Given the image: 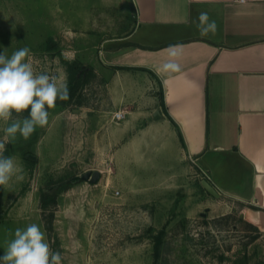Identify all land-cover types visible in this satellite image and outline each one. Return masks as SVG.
Returning a JSON list of instances; mask_svg holds the SVG:
<instances>
[{
  "label": "crops",
  "instance_id": "0c3cea01",
  "mask_svg": "<svg viewBox=\"0 0 264 264\" xmlns=\"http://www.w3.org/2000/svg\"><path fill=\"white\" fill-rule=\"evenodd\" d=\"M105 4L115 7L108 29L100 15L81 18L63 43L94 75L76 105L79 139L95 149L108 142L111 161L140 171L198 168L219 201L264 234V0ZM201 12L215 34L198 31ZM172 44L184 45L180 73L161 71ZM119 111L125 119L115 122Z\"/></svg>",
  "mask_w": 264,
  "mask_h": 264
},
{
  "label": "rangeland",
  "instance_id": "374dc122",
  "mask_svg": "<svg viewBox=\"0 0 264 264\" xmlns=\"http://www.w3.org/2000/svg\"><path fill=\"white\" fill-rule=\"evenodd\" d=\"M105 2L0 0V53L11 56L27 47L37 72L68 84L67 64L78 56L64 54L63 43L76 36L81 18L100 15L108 29L115 7ZM118 4L117 16L124 19L125 6ZM88 7L95 12L81 13ZM92 95L94 104L99 96ZM79 110L74 104L55 107L46 127L6 144L5 155L15 157L22 170L0 187V256L16 228L36 223L52 250L61 252L62 264H264V234L241 218L239 207L203 187V172L116 164L108 142L95 149L79 139ZM4 126L0 122V139ZM87 171H100V181L76 180ZM51 181L72 186L44 211L41 194Z\"/></svg>",
  "mask_w": 264,
  "mask_h": 264
},
{
  "label": "clouds",
  "instance_id": "9594fccd",
  "mask_svg": "<svg viewBox=\"0 0 264 264\" xmlns=\"http://www.w3.org/2000/svg\"><path fill=\"white\" fill-rule=\"evenodd\" d=\"M196 27L202 36L215 34L217 24L210 20L207 12L198 16ZM184 45L172 44L165 50L167 58L161 66L164 73H180ZM70 98L66 78L56 74L37 72L30 59L27 47L14 51L11 56L0 53V122L3 138L0 139V187L9 185L12 178L21 171L13 156H5L6 144L16 141L19 135L28 140L36 129L49 124L51 109L57 101ZM28 112L27 116L23 114ZM0 264H62V254L53 251L46 234L36 223L16 228L14 237L6 241Z\"/></svg>",
  "mask_w": 264,
  "mask_h": 264
},
{
  "label": "trees",
  "instance_id": "16d2710c",
  "mask_svg": "<svg viewBox=\"0 0 264 264\" xmlns=\"http://www.w3.org/2000/svg\"><path fill=\"white\" fill-rule=\"evenodd\" d=\"M68 74H69V82L68 88L70 90V98L67 101H57L55 107H70L71 105H78L80 99L82 98V91L84 87L89 84V82L93 78L92 69L85 67L81 62L74 61L72 63L67 64ZM162 101L163 93L161 94ZM26 116L28 112L24 113ZM182 139V136H181ZM183 140V139H182ZM184 142V141H183ZM6 154L5 156H7ZM72 184H67L64 181L53 182L51 181L48 188L42 190L41 194V207L44 211H47L49 208H52L57 203L58 194L65 190L70 189ZM164 237V231L160 232L159 235L156 236L157 243L155 244V255L159 256L162 239Z\"/></svg>",
  "mask_w": 264,
  "mask_h": 264
},
{
  "label": "water",
  "instance_id": "95a60500",
  "mask_svg": "<svg viewBox=\"0 0 264 264\" xmlns=\"http://www.w3.org/2000/svg\"><path fill=\"white\" fill-rule=\"evenodd\" d=\"M101 177L102 173L100 171H87L82 177L76 178V180L87 181L90 184L95 185L100 181ZM202 185L212 196L216 198L220 197L217 190L208 181L203 180Z\"/></svg>",
  "mask_w": 264,
  "mask_h": 264
},
{
  "label": "built area",
  "instance_id": "2783aa9c",
  "mask_svg": "<svg viewBox=\"0 0 264 264\" xmlns=\"http://www.w3.org/2000/svg\"><path fill=\"white\" fill-rule=\"evenodd\" d=\"M125 119V114L123 113V112H117V113H115L114 114V117H113V120L115 121V122H121V121H123ZM203 180H206V181H208L209 183H210V177L207 175V173H203Z\"/></svg>",
  "mask_w": 264,
  "mask_h": 264
}]
</instances>
